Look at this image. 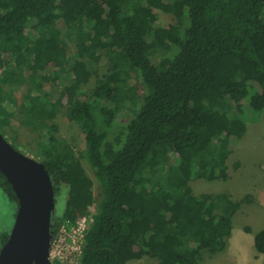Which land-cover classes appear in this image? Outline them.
<instances>
[{"label":"trees","instance_id":"1","mask_svg":"<svg viewBox=\"0 0 264 264\" xmlns=\"http://www.w3.org/2000/svg\"><path fill=\"white\" fill-rule=\"evenodd\" d=\"M157 11L176 23L159 28ZM104 59L109 71L81 99ZM1 69L29 78L22 124L48 129L37 156L55 196L68 189L52 231L94 208L79 264H200L203 252L226 248L232 218L252 196L195 195L190 181L218 178L264 116V0H0ZM48 76L69 84L57 92ZM5 95L0 85L2 127L11 117ZM63 108L85 135L99 201L72 146L56 137ZM124 110L129 121L110 139ZM0 189L18 206L1 173ZM254 245L264 255V230Z\"/></svg>","mask_w":264,"mask_h":264},{"label":"rangeland","instance_id":"2","mask_svg":"<svg viewBox=\"0 0 264 264\" xmlns=\"http://www.w3.org/2000/svg\"><path fill=\"white\" fill-rule=\"evenodd\" d=\"M157 26L163 30H168L176 23L172 14L157 11ZM12 65V64H11ZM18 63H14L13 69H17ZM109 71L105 59L97 67V74L93 75L87 84L82 86L83 94L81 99H89L96 88L98 78ZM0 70V85H2L7 99L4 107L7 106L11 117L8 119V126H0V132L4 134L17 151L28 155L31 158L40 160L38 152L40 143L50 135L44 126L33 129L32 126L22 124V100L29 93V78H21L17 81L21 70L16 74L5 75ZM22 77V76H21ZM49 77V83L55 86L57 92L64 89L67 81L61 82L59 77ZM132 84L139 88V93H143L141 80L135 72L132 73ZM23 79V80H22ZM23 81V82H22ZM46 83V82H45ZM47 84V83H46ZM49 86V85H48ZM11 102V103H10ZM13 103H16L15 108ZM128 111H122L116 120L114 131L110 139L119 136L126 123L129 121ZM58 127L56 137L72 146L77 157L85 169L89 178L93 181V191L95 200L99 201L101 196V186L95 177L86 157L87 143L83 131L74 123L68 115L66 108L60 110L54 120ZM114 141V140H113ZM190 186L195 195L199 194H230L235 201H242L247 195L252 196L250 204H243L241 209L232 218L233 228L231 235L226 239V248L222 252L210 255L203 252V259L200 264H264V255L259 254L254 245L255 236L264 230V116L255 124L247 126L244 138L237 141L233 147V153L228 159L225 169L218 178L209 180H191ZM68 198V189L61 186L55 196L56 208L54 215L61 218ZM18 206L12 203L0 189V249L1 236L10 234L16 219ZM94 208L88 213L87 225L93 219ZM72 225L63 223L59 230L53 232L50 244L52 257L60 264H79L80 258L77 253H68L67 250L73 245L71 237ZM70 251V250H69ZM157 261L148 257L141 260H133L128 264H156Z\"/></svg>","mask_w":264,"mask_h":264},{"label":"water","instance_id":"3","mask_svg":"<svg viewBox=\"0 0 264 264\" xmlns=\"http://www.w3.org/2000/svg\"><path fill=\"white\" fill-rule=\"evenodd\" d=\"M0 173L18 200L13 229L0 249V264H50L56 203L49 172L41 161L17 151L0 132Z\"/></svg>","mask_w":264,"mask_h":264},{"label":"built area","instance_id":"4","mask_svg":"<svg viewBox=\"0 0 264 264\" xmlns=\"http://www.w3.org/2000/svg\"><path fill=\"white\" fill-rule=\"evenodd\" d=\"M92 211V208L90 209L89 212ZM94 215V213H93ZM87 216H84L82 218H79L76 223L72 224L70 222H67L68 224L72 225L71 228V237L73 239V245L70 246V251L67 250L68 253H77L79 255V258L81 257V252H82V247H83V242H84V237L87 233V231L90 228V225L93 221L89 223V225H87ZM53 253H51L52 256ZM53 259H55L54 257H52Z\"/></svg>","mask_w":264,"mask_h":264},{"label":"flooded vegetation","instance_id":"5","mask_svg":"<svg viewBox=\"0 0 264 264\" xmlns=\"http://www.w3.org/2000/svg\"><path fill=\"white\" fill-rule=\"evenodd\" d=\"M49 261H50V264H60L58 263V261L56 259H53L52 256H51V250L49 252Z\"/></svg>","mask_w":264,"mask_h":264}]
</instances>
